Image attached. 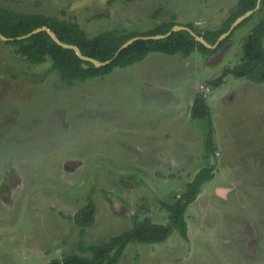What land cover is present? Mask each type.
I'll use <instances>...</instances> for the list:
<instances>
[{
	"label": "rangeland",
	"instance_id": "obj_1",
	"mask_svg": "<svg viewBox=\"0 0 264 264\" xmlns=\"http://www.w3.org/2000/svg\"><path fill=\"white\" fill-rule=\"evenodd\" d=\"M236 2L0 5L76 21L93 37L145 33L168 21L192 24L203 35L218 28ZM252 15L211 55L150 52L71 86L49 60L32 65L18 46L0 40V264L89 255L77 248L72 218L89 200L95 212L85 245L130 229L134 216L166 224L162 202H174L197 171L210 166L213 178L185 212L188 239L174 230L161 243L130 242L116 264H264V81L227 74L219 86L211 83L240 62L245 36L264 18V0ZM197 95L211 112L214 150L206 145L207 120L189 115Z\"/></svg>",
	"mask_w": 264,
	"mask_h": 264
},
{
	"label": "trees",
	"instance_id": "obj_2",
	"mask_svg": "<svg viewBox=\"0 0 264 264\" xmlns=\"http://www.w3.org/2000/svg\"><path fill=\"white\" fill-rule=\"evenodd\" d=\"M255 5L256 0H237L234 12L218 28L210 30L203 35L196 32L192 24H187L186 26L203 36L207 42L213 44L238 16L253 9ZM252 16L242 21L237 27L244 24ZM175 24L174 21L163 22L145 33L130 32L115 35L106 31L93 37H88L76 21L60 20L42 13H24L0 5V32L2 35L15 38L27 34L37 27L46 26L55 32L62 42L76 45L83 55L98 61L112 58L119 46L133 36L164 34ZM232 32L213 49L206 48L197 42L185 30L174 32L164 39H139L124 48L109 64L101 67H95L91 62L80 59L74 50L59 46L45 31L37 32L24 39L4 42L18 46L20 53L32 65H38L49 60L51 68L59 73L60 80L65 85L71 86L77 81L107 75L116 67H125L141 61L150 52H160L169 55L180 53L187 57L192 52L198 51L203 55H211L224 47ZM263 40L264 18L245 36L242 42L240 62L233 67L225 68L220 75L211 80V83L214 86H219L223 82V77L227 74L237 78H246L254 83L263 82ZM83 64H87V67H83ZM210 114L211 112L204 96L197 95L191 104L190 118L193 120L205 118L207 120L206 145L210 150H214ZM213 170L212 166L201 168L185 184L174 202H162V207L167 211L166 224L155 223L149 217L139 219L134 216L130 229L111 236L105 242L85 245L82 238L84 237L85 229L93 223L95 212V204L92 200H89L81 210L72 216L74 223L79 227L77 248L80 252H89V255L72 253L62 258H52L45 264H116L128 243H161L174 230L178 231L184 240H187L185 212L188 206L196 200L202 185L213 178ZM83 210L84 212L86 211L85 214H83Z\"/></svg>",
	"mask_w": 264,
	"mask_h": 264
},
{
	"label": "water",
	"instance_id": "obj_3",
	"mask_svg": "<svg viewBox=\"0 0 264 264\" xmlns=\"http://www.w3.org/2000/svg\"><path fill=\"white\" fill-rule=\"evenodd\" d=\"M261 0H256V5L253 9H250L248 11H246L245 13H243L242 15L238 16L229 26V28L222 33L213 44H210L209 42H207L203 36L199 35L198 33H196L194 30H192L191 28H189L186 25H181V24H175L173 25L166 33L164 34H155V35H138V36H133L131 38H129L128 40H126L125 42H123L119 48L117 49V51L115 52L114 56L108 60L105 61H98L94 58H91L89 56H85L83 55L79 48L76 45L73 44H68V43H64L62 42L57 35L55 34V32H53L52 30H50L48 27L46 26H40L37 27L33 30H31L30 32H28L27 34L15 37V38H10V37H6L4 35L1 34L0 32V39L2 41H11V40H15V39H24L27 37H30L31 35L37 33V32H41V31H45L47 32V34L50 36V38L59 46L66 48V49H72L75 51V53L77 54V56L87 62H91L95 67H101L104 65L109 64L124 48L128 47L131 43H133L136 40L139 39H143V40H150V39H164L168 36H170L172 33L177 32V31H181V30H185L187 32H189V34L191 36L194 37V39L201 43L202 45H204L206 48L209 49H213L216 48L218 46V44L224 40L227 36L230 35V33L245 19H247L248 17H250L258 8L260 5ZM83 67H87V64H83Z\"/></svg>",
	"mask_w": 264,
	"mask_h": 264
},
{
	"label": "crops",
	"instance_id": "obj_4",
	"mask_svg": "<svg viewBox=\"0 0 264 264\" xmlns=\"http://www.w3.org/2000/svg\"><path fill=\"white\" fill-rule=\"evenodd\" d=\"M193 53H194V52H192L190 55H188L187 58L191 57V55H193ZM187 58H186V59H187ZM183 59H184V58H183ZM189 111H190V110H189ZM189 115H190V114H189ZM129 146H130V148H132V149H134V150L136 149V151H137V148L135 147V145H129ZM130 150H131V149H130ZM136 154H138V151H137Z\"/></svg>",
	"mask_w": 264,
	"mask_h": 264
}]
</instances>
